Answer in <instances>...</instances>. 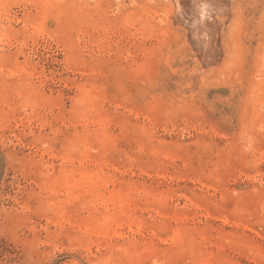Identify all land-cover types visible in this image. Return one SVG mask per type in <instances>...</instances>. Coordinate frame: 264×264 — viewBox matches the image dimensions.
Instances as JSON below:
<instances>
[{
  "label": "rangeland",
  "instance_id": "obj_1",
  "mask_svg": "<svg viewBox=\"0 0 264 264\" xmlns=\"http://www.w3.org/2000/svg\"><path fill=\"white\" fill-rule=\"evenodd\" d=\"M228 1L205 47L176 0H0V264H264V0Z\"/></svg>",
  "mask_w": 264,
  "mask_h": 264
},
{
  "label": "bare ground",
  "instance_id": "obj_2",
  "mask_svg": "<svg viewBox=\"0 0 264 264\" xmlns=\"http://www.w3.org/2000/svg\"><path fill=\"white\" fill-rule=\"evenodd\" d=\"M226 2L232 4V1L228 0H176V9L177 13L182 15L185 20H189L193 23V32L196 31L205 41L203 42L205 47H208L211 43V39H213L212 30L210 31V29H216L217 22H222L223 18L219 17V13L222 12L221 9H225L222 14H224V18H227L228 13L226 9L231 6L224 5ZM223 24L225 25L224 20Z\"/></svg>",
  "mask_w": 264,
  "mask_h": 264
}]
</instances>
